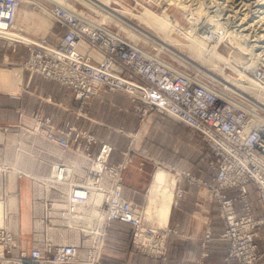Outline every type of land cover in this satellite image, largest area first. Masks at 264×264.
Instances as JSON below:
<instances>
[{
	"label": "built area",
	"instance_id": "obj_1",
	"mask_svg": "<svg viewBox=\"0 0 264 264\" xmlns=\"http://www.w3.org/2000/svg\"><path fill=\"white\" fill-rule=\"evenodd\" d=\"M20 4L21 0H0V39L9 40L4 35L11 31L21 33L15 26ZM70 12L61 6L49 9L51 18L64 33L57 43L45 39L23 42L31 51L26 67L59 81L82 104L105 90L121 91L132 101L141 103V114L167 116L200 134L219 159L216 176L207 182L192 178L188 172L181 175L203 187L209 198L218 203L224 225L220 237L228 242L224 264H264V235L260 230L264 227V111L248 112L243 106L246 99L229 89L176 71L145 48L119 34L111 37L90 20ZM80 42L100 56L96 59L91 51L79 50ZM254 115L263 119L249 125ZM35 119L32 128L35 136L47 145L41 148L47 161L39 167L38 174L49 177L56 186L50 187L53 198H36L34 185L39 183L46 189V180L21 173L23 177L19 178L30 181L31 230L23 240L21 235L17 237L12 230L0 227V264L15 261L18 264H100L104 237L113 221L130 224L134 229L135 247L165 261L168 230L156 228L147 217L145 206L123 194V171L132 162V149L123 152L120 163L113 164L109 161L114 151L111 144L100 142L97 152L93 153L92 147L98 139L88 131L68 122L56 126L50 119L40 116ZM66 159L73 166L65 165ZM71 159L83 160V163H73ZM54 160L58 164H51ZM250 184L256 188L261 215L254 214ZM94 189L101 190L105 199L101 206L106 212L101 243L92 240L100 226L99 219L94 218L90 224L86 221L73 226L66 224L69 235L78 233L79 238L56 244L52 235L59 234L63 225L57 220L73 218L79 212L76 201L90 199ZM230 189L237 190L236 197L228 195ZM181 193L177 189V194ZM236 202L241 203L242 214L236 211ZM37 219L43 221L39 231L45 235L43 240L35 237ZM210 236L208 230L207 237ZM82 249L87 252L86 257L80 255Z\"/></svg>",
	"mask_w": 264,
	"mask_h": 264
},
{
	"label": "crops",
	"instance_id": "obj_2",
	"mask_svg": "<svg viewBox=\"0 0 264 264\" xmlns=\"http://www.w3.org/2000/svg\"><path fill=\"white\" fill-rule=\"evenodd\" d=\"M21 26L29 28L24 20ZM50 27L52 30L54 25L50 24ZM26 31L32 32L30 28ZM55 31L59 33L50 36V39L54 41L58 40V35L62 32L59 27H55ZM21 46L18 43L9 44L8 50L11 54H19ZM27 58L28 54L23 61ZM2 74L3 72L0 76ZM12 76L15 78L18 74L13 73ZM25 85V89L22 90L23 94L14 95L19 99L0 97V123L20 122L24 126L33 127L36 124V115L43 119H50L56 126H63L68 122L114 145L115 149L109 160L113 164L120 163L124 158L123 152L132 149V162L123 171V194L127 199L145 205V208L149 203L150 187L158 169L156 165L160 163L172 165L178 171L189 172L207 182H212L216 176L219 159L200 134H193L181 123L158 113L148 118V124L144 128L140 120L142 117L141 103L132 101L124 92L106 91L101 96L92 97L82 107L88 112L85 116L79 115L80 102L74 98L71 90L65 85L46 79L40 74L30 73L26 75ZM0 86H2L1 83ZM5 88L7 91H16L18 87L14 83L13 86ZM20 107L25 112L22 118L18 116ZM140 127L144 128L142 135H139L133 144L130 143L131 135L138 133ZM97 150L98 146H93L92 152L96 153ZM45 180L48 181L47 178ZM17 185V182L15 185L14 182H10L8 199H19L22 216V197L18 194ZM40 186L42 185L38 184L34 187L35 197L43 198L52 190L44 188L40 191ZM178 186L184 189V193L175 197L172 203L168 227H161L157 219H153L157 221L158 226L168 230L167 264H224L228 242L220 237L224 232V225L219 216L218 203L206 199L203 191L185 178L179 179ZM248 189L254 214L261 215L262 209L258 202L256 188L250 184ZM227 193L231 197L237 196L236 189H230ZM236 211L238 214L243 213L240 202H236ZM208 230L211 231L209 238L207 237ZM132 235L131 225L113 221L105 236V254L101 264L162 263L157 257L137 252L132 244Z\"/></svg>",
	"mask_w": 264,
	"mask_h": 264
},
{
	"label": "bare ground",
	"instance_id": "obj_3",
	"mask_svg": "<svg viewBox=\"0 0 264 264\" xmlns=\"http://www.w3.org/2000/svg\"><path fill=\"white\" fill-rule=\"evenodd\" d=\"M47 1L53 4L55 3L57 5H60L61 7L67 8L69 11L75 13L82 19L86 18V20H90L95 26L104 30L106 34L111 37H113V35L116 33H114L108 27L102 25L103 23L114 22L121 29L126 30L129 34H132L135 37L138 36L137 32L134 33V31L137 30L140 36L157 43L160 52L168 51L174 53L173 50L176 49L173 46L186 50L190 54V56L197 59L202 64L208 63L209 65L212 66L213 69H215L220 74V76L217 77L219 80L222 81V84L224 85L223 89H238L240 91L245 90L246 93L250 92V94L254 96V98L251 99L256 98L258 102L260 101L262 103L263 105L262 107H264V74H260V72H258L259 68L264 67V45H260L257 43L255 44H257L258 46L255 45L254 42L257 39L251 40L248 34H244V33L242 34L239 31V29L236 28L233 29V27H230L229 21L228 22L222 21L223 19H225L221 17L222 15L224 16L223 12H225L222 11V8H217L216 10L213 8L215 10L214 11L215 13L212 15L213 12L211 13L209 9L205 6V0H196L197 2L195 1V3L191 2V0H166L167 5L162 6L163 11L161 13L145 6L138 13L134 12L131 8L124 7V10L122 11L121 14L117 12V10L111 8L112 0H47ZM22 2L31 3L32 1L21 0V4L17 10L16 21H15V26L17 29H20L21 27L18 24L21 22V16H20L21 14H24L25 16L22 17L25 21V24L27 26L29 25L27 21L30 18V13L27 10L20 9ZM158 3L161 4L162 2L159 1ZM78 4L88 9L90 12L92 11L94 15L97 14L98 16L91 17L89 14H86L85 12L78 10L77 9ZM39 5H40L39 7L41 8L40 12L51 17V14L49 13L47 7L42 3H40ZM170 6L175 7V9H178L183 14V18L190 24L189 27H185L183 25L182 20L178 18L175 15V13L173 14L171 11H170L171 13L168 11ZM209 6L210 5H208V7ZM102 8H104V10H102ZM262 8H264V5L258 8V12H260ZM263 14L264 11H262L259 15L262 16ZM97 17H99V19ZM261 18L262 19H258V20H260V22L263 21V25L261 26L259 25V29L261 27H264V15ZM131 20H136L137 23H134ZM40 22L42 25L46 23L44 22V20H40ZM139 25H143V27L145 28L143 27L141 28ZM262 31L264 32V29ZM4 36L5 38L13 41L19 40L23 42H30L32 40V38L26 37L25 35L19 33L18 31H11L9 33H6ZM263 37H264V33L256 38H263ZM215 38L218 39V42L211 45L210 42L213 41ZM181 39H186V41L188 42H183ZM262 41H264V39L259 42ZM223 43L226 44V48H222ZM260 49L262 50L259 51ZM79 50L84 52L91 51V49L84 42L79 43ZM92 54L95 56H100L95 51L92 52ZM188 60H190V62L191 61L194 62L190 58H188ZM226 67L235 71L238 74V77L227 75L225 71ZM13 73L14 75H17V71L15 70L3 71V74L0 76V83L3 87L13 86L14 83L17 85L18 78L17 76H15L14 78L12 76ZM184 73L190 76L192 75L188 72H184ZM249 73L252 74V76ZM237 92L239 93V91ZM252 101L254 100H251V102ZM251 102L249 105H247L249 101L243 104L244 108L248 112L253 113V111L255 110H261V109H256L258 107H253L254 105H252ZM262 119L263 118H261L260 115L259 116L254 115L252 120L249 122V125H252L254 121L256 122L257 120H262ZM24 132L29 133V135L31 136L36 137L34 131H27L26 129H24ZM1 133H0L1 135L0 137L4 135V133L2 134ZM14 141H19V143L21 144L22 138L15 136ZM24 148L25 147H23L22 150H24ZM33 149L34 148H31V150L29 148H25L26 154L31 155V157L33 156V153L38 156L43 155L40 151L41 147L40 149L38 148L39 151H34ZM19 156L20 154L19 152H17V158H19ZM14 165L15 168H17L18 161ZM65 165L73 166L71 164H66V163ZM3 171H7V170L5 168L1 169L0 167V173H2ZM11 173H12V168L9 174L10 177H11ZM21 173L31 177L33 176L36 179L45 180L44 177L41 176L38 177L37 176L38 174L35 176L34 175L35 171L32 174V172L28 168H24L23 171L19 172V176L23 177ZM9 179L10 182H14V185L16 184L17 181H11V178ZM47 180H48L46 181L47 190L50 189L52 185L56 186L55 181L49 179V177L47 178ZM176 180L177 179L167 169H164L163 167L158 168L154 174V179L150 187L149 203L145 208V211L147 213V217L151 219H157L158 225H160L161 227H168V220L171 211V206L175 199L174 187L176 184ZM38 184L36 183V185ZM41 187L43 189L45 188L44 186H40L39 187L40 191L43 190ZM102 193L103 192L101 190L94 189L93 193L90 196V199H82L80 201L89 205L93 203V207L97 208L98 207L97 200L98 199L100 200V196L102 195ZM45 197L46 199H49L47 197V194L43 196V198ZM2 200L3 199L0 197V227H6L9 230H12L17 237L18 236L20 237L21 229L19 223L15 225L10 222L12 214H17L16 212L19 211L18 203L16 206V201L12 200L10 203V210H8L5 208L4 201ZM71 201L72 200L69 199V202ZM76 202L78 203V200ZM37 204L38 203H36V205ZM77 209L79 210L78 207ZM52 212H54V210H52ZM81 215L82 213L79 212L71 219L70 217L66 219L63 218L58 219L57 222L63 223V225L60 227V229L62 230L59 234H53L52 237L54 235H62V234L69 235L70 233L66 228V224L70 225V221L73 222V225H77L78 223H81L83 221H86L88 222V224H90L91 219H94L88 214L87 217L86 216L82 217ZM94 216H96V218L99 219L100 226L96 229L97 231L92 237L93 238L92 240L101 243L102 235L105 231V223L103 219L106 217V212L103 209L101 213H98V215H94ZM41 221L42 220L37 219V221L35 222V227L37 228L35 237L37 238V240H43L45 238V235L39 232L43 227L42 225L43 221L42 222ZM73 236L74 238L77 239L79 238L78 233H75ZM56 244H64V243H56ZM85 253L87 252L83 249L80 251L81 256H85L86 255ZM0 254H2L1 247H0ZM4 264H9V263L4 262ZM10 264H18V263L17 261H15V262H11Z\"/></svg>",
	"mask_w": 264,
	"mask_h": 264
},
{
	"label": "rangeland",
	"instance_id": "obj_4",
	"mask_svg": "<svg viewBox=\"0 0 264 264\" xmlns=\"http://www.w3.org/2000/svg\"><path fill=\"white\" fill-rule=\"evenodd\" d=\"M31 1H32L31 3H23L22 2V5H21L20 9L27 10L30 13V18H29V20L27 22H28L29 28H30V30H32V32L28 33L25 30H28L29 28L26 29L25 27L21 26L22 20H24L22 18L24 16V14H21L20 15L21 16V22L18 23L19 26H21L20 27L21 34L25 35L26 37L32 38V40H34V41H40V39H45V40H48L50 43H54V42L57 43L61 39V37H62V35L64 33V29L56 21H54L50 16L41 13L40 12L41 8L39 7L40 6L39 4L42 3L43 5H45L47 7L48 10L52 9V8L60 7V5H57L55 3L53 4V3H51V2H49L47 0H31ZM159 1H161L162 3L159 4L158 3ZM195 1L196 0H194V1L191 0V2H194V3H195ZM214 1H216V2H214ZM163 5H167V1L166 0H112L111 1V8L114 9V10H117V12H119L121 14H122V11L124 10V7L131 8L134 12L138 13L145 6L161 13L163 11V7H162ZM208 5H210V6L208 7ZM262 5H264V0H220V1L219 0H205V6L209 9V11L211 13L213 12L212 15L215 13L214 11L217 8H222V11H225V12H223L224 16L222 15L221 17L226 19V20L223 19L222 21H227V22L229 21L230 27H233V29H235V28L239 29V31L242 34L243 33L244 34H248L249 38L251 40L252 39L253 40L257 39L254 42V44L257 43V44H260V45H264V41L259 42V41L263 40L264 37L263 38H256V37H259L260 35H262L264 33L262 31L264 29V27H261L259 29V25L260 26L263 25V21L260 22V20H258V19H262L261 17L264 15V14L262 16L259 15L262 11H264V8H262L260 10V12H258V8L260 6H262ZM77 7H78L77 8L78 10L83 11L86 14H89L91 17L92 16H94V17L98 16L97 14L94 15V13H92V11L90 12L88 9L84 8L80 4H78ZM174 9H175V7L170 6L168 11L169 12L171 11L173 14L175 13V15L182 20L183 25L185 27H189L190 24L183 18V14L178 9H175V10ZM102 10H104V8H102ZM21 12H23V11H21ZM247 12H248V14H247ZM97 18L99 19V17H97ZM40 20H44V22H46V23L42 25ZM131 21L134 22V23H137L136 20H131ZM48 22H49V24H48ZM256 22H258V23H256ZM108 23H103L102 25H104L105 27H108L114 33L119 34L122 37L126 38L128 41H130V42H132L134 44H137L140 47L145 48V50L151 52L155 57L159 58L160 60H162V61L165 60V62L169 63V65H172L176 69V71L178 70V71L188 72V73L192 74L195 78H197L199 80L207 81L209 83H212L215 86H220L221 88H223L224 85L222 84V81L219 80L218 77H217V76H220V74L215 69H213L212 66L209 65L208 63H206V64L203 63L202 64L200 61H198L197 59H195L192 56H190V54L186 50H183V49H181L179 47L173 46L176 49V50H173L174 53L168 52V51L160 52L159 51V46L157 45V43H155V42H153L151 40H148L147 38L145 39L144 37L140 36V34H139V32L137 30H135L134 33L137 32L138 36L135 37L132 34H129L126 30L121 29L114 22H111V23L108 22ZM50 24L54 25V28L52 30H51ZM139 26L141 28L143 27V25H139ZM55 27H59V29H61V31H62L60 33V35H58L59 37H58V40H56V41L50 39V36L59 33L57 31H55ZM127 28H129V27H127ZM143 28H145V27H143ZM242 30H243V32H242ZM244 30H246V31H244ZM245 32H247V33H245ZM174 36H176V35H174ZM181 40L183 42H188V41H186V39H181ZM216 42H218V39L215 38L213 41L210 42V44L213 45ZM15 43L16 44L18 43V44L22 45L21 46L22 47L21 48V53H19V54L18 53L17 54H11L9 52V50H8V45L9 44H15ZM257 44H255V45H257ZM222 48H226V44L225 43L222 44ZM261 50L262 49H260L259 51H261ZM30 52L31 51H30L29 47L25 43H23V41L19 42V40L10 41V40H5V39H0V74L4 70H11V69L12 70H17V74H18V77H17L18 78V81H17V87L18 88H17L16 91H7L5 87L0 86V97H3V99H16V98L19 99V97H15L14 95H16V93L18 95H21L20 93L23 94L22 90L25 89V86H26L25 85L26 75L29 74V73L30 74H39L37 72H31L26 67V62H27V60L30 57ZM27 54H28L27 60L23 61L24 58L27 57ZM97 57L98 56H95L94 58L97 59ZM21 58H23V59H21ZM188 58H190L194 62H192V61L190 62V60H188ZM225 71H226L227 75L238 77V74L235 71H233L232 69L228 68V67L225 68ZM258 72H260V74H264V67L259 68ZM250 75L252 76V74H250ZM44 78H46V77H44ZM46 79H48V78H46ZM50 80H55V79H50ZM55 81H57V80H55ZM57 82H59V81H57ZM229 90L230 91L234 90V91H232V93L241 96L243 99L245 98L246 101H249V103L247 105L250 104L251 100H254V101L251 102L252 105H254L253 107H258L256 109H261L262 111H264V107H262L263 105H262V103L260 101L258 102V100L256 98H255L256 100L255 99H251V98H254V96L252 94H250V92L246 93L245 90H241L240 91L238 89H229ZM106 91H108V90L103 91L101 93V95L103 93H105ZM237 91H239V93ZM112 92H118V91H112ZM25 95H26V92L24 91V96ZM101 95H99V96H101ZM95 97H97V96H95ZM79 102H80V106H81L80 110L78 111L79 115H85V116L88 115V112L84 111V109L82 108L87 102L84 103V104H82L81 101H79ZM4 109L7 110L8 108H4ZM23 115H25L24 109H22L21 107L18 108V116L20 118H22ZM141 115H142V117H141L140 120H141V123L144 124V128H145L146 124H148L147 120H148V118L151 115H150V113L147 114V115H144L142 113ZM37 116L39 117V115H36L35 117H37ZM33 127L24 126L20 122H18V123H0V133L1 132L4 133V135H2V137H0V167H1V169L5 168L7 170L6 172L3 171L2 173H0L1 174L0 175V196L3 199L2 201H4L5 208L8 209V210H10V203H11L12 200L16 201V206H17V203H18L19 211L16 212L17 214H12V217L10 219V222L12 224H15V225L18 224L19 223V218L21 216V207L19 205L20 201H19V199H8V196H9V193H10L8 191L9 190V184H10V179L9 178H11V181H17L18 180L17 181V183H18L17 190H18V194L20 195V197H22V199H21L22 216L20 218V222H22L21 238L23 240L28 238V233L30 231V226L32 225L31 204H30V202H31V189H30V181L29 180L24 179V178H20L19 179V172L23 171L24 168H28L32 172V174L35 171L34 175L36 176L38 174L39 167L42 166L41 164H43L44 162L47 161L43 157V155L42 156H38V155L33 153V156L31 157V155H27L26 152H25V148H29L30 150H31V148H34L33 149L34 151H39L40 147L41 148L46 147V144L43 142V139H41L39 137L31 136V135H29V133H25L24 132V128L27 131H31V130H33L32 129ZM144 128L140 127V130L138 131V133L131 135L130 143L133 144L134 140L139 135H142V130H144ZM78 129H81V128H78ZM187 129L191 133L196 134L191 129H189V128H187ZM83 130H85V129H83ZM15 136H17L19 138H22V143L21 144L19 143V141H14V137ZM17 142H18V144H17ZM100 142H106V141L98 139V143L95 144V145L98 146V144ZM106 143H108V142H106ZM108 144H110V143H108ZM112 146L114 147V145H112ZM130 146H131V144H130ZM23 147H25L24 150H22ZM47 149L51 150V148H47ZM114 149H115V147H114ZM52 151L55 152V154H60V152L57 151L56 149H54V150L52 149ZM17 152H19V154H20L19 158H17ZM17 161H18V167L15 168L14 164ZM71 162L82 164L83 160L71 159ZM51 163H54V164L57 163L58 164V161L54 160ZM65 163L66 164H70V162L67 159L65 160ZM156 166H157V168L163 167L164 169H167L177 179L175 187H174V193H175V197L176 198L178 196H181L184 193V189L178 186V181L181 178H185L192 185H196L199 189H201L203 191V194L206 197V199H210L209 196L207 195L205 189H203V187L199 186L195 182H191L190 179H188L187 177L181 175L182 172H186V171H178L174 166L168 165V164H164V163H160V164H158ZM11 168H12V173H11V177H10L9 174H10ZM8 171H9V173H8ZM4 174L7 175V177ZM37 176L39 177L40 174H38ZM190 176L192 178L196 179V180H201V179H198L197 177H195V176H193L191 174H190ZM7 179L9 180V182H8ZM50 183H52V182H50ZM20 185H21V187H20ZM34 186L36 187V185H34ZM179 188L182 190L181 194H177V189H179ZM17 190H15V191H17ZM50 193H51V191H49L47 193V197L48 198H52V196H50ZM103 198H104V194L102 193V195L100 196V200L99 199L97 200V206H98L97 208L93 207V203L91 205H89V204H86V203L78 200L77 207L79 208V212L82 213L81 216L82 217L83 216L87 217V214H88L89 216H91L93 218H96V216H94V215H98V213H101L102 210H103V208L101 207L102 204H103V201L105 200ZM84 214H86V215H84ZM151 220L154 222V225H156L157 227L161 228L160 226L157 225V221H155L153 219H151ZM70 225L73 226V222L72 221H70ZM260 230H261L262 234L264 235V227H262ZM22 231H23V234H22ZM107 232H108V229H107ZM133 232H134V229H133ZM168 236L166 238V247H167ZM72 237H73V235L62 234V235H54L52 237V239L55 241V243H67V242L70 241V239ZM133 241H134V237L132 235L133 247L135 248V250L137 252L142 253L141 251H139L135 247ZM104 242H105V237H104ZM104 249H105V246H104L103 251H102V253L100 255V264H101L102 257L105 254ZM85 254L87 255V253H85ZM142 254H145V255H148L150 257H153V256H151L148 253H142ZM86 255H85V257H86ZM164 255L166 256V260L165 261H163L162 258H159L162 261L161 264H167V261H168V247H167L166 252H165Z\"/></svg>",
	"mask_w": 264,
	"mask_h": 264
}]
</instances>
